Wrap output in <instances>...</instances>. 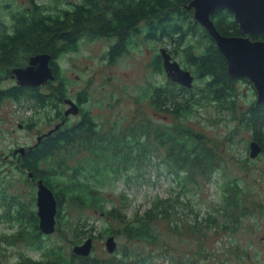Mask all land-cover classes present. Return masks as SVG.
I'll list each match as a JSON object with an SVG mask.
<instances>
[{
  "label": "trees",
  "instance_id": "trees-1",
  "mask_svg": "<svg viewBox=\"0 0 264 264\" xmlns=\"http://www.w3.org/2000/svg\"><path fill=\"white\" fill-rule=\"evenodd\" d=\"M191 1L0 0V104L6 100H23L42 114L26 121L24 127L33 128L42 119L44 122L59 119L55 126L65 121L52 134L43 136L40 142L27 148L25 153H14L11 157L14 166L21 169L24 178H33L36 187L37 181L42 179L53 190L58 201V231H63L65 225L63 211L73 204L94 208L120 221V224L107 223L98 234L90 233L87 238L103 240L114 236L117 239L123 235L126 239V244L105 258L94 251L88 256L77 255L73 250L66 252L61 244L48 246L50 239L47 241L46 234L39 228L34 192L28 197L20 192L10 193L8 178L0 171V220L13 228V231L0 233V250L24 244V247L42 255L34 259L23 250L18 253L20 258L16 264L195 263L193 256L185 261L168 254L165 256V250L154 248L160 241L155 221L158 217V221H173L172 200L179 199L177 195L180 190L183 192L186 181L195 183L198 175L207 180L220 167L217 146H212L202 132L188 127L184 120L196 114L198 117L199 111L216 103L219 113L228 120L238 121V125L242 123L250 128L254 138L264 143V104L256 111L238 107L237 102L242 98L238 82L249 80L230 76L225 56L205 27L196 21L193 9L187 7ZM211 18L222 34L243 35L234 15L228 10L218 9ZM251 38L264 40V35L251 34ZM97 39L110 41L109 49L102 56L110 63L118 61L130 52L131 46L141 42H155L164 47L170 43L173 49L167 50L173 59L192 71L196 83L192 89H187L167 78L161 47H158L149 64L153 72L150 76H154L141 87L138 95L135 94L137 108L133 120L124 127L118 124L107 128L99 126L92 112L86 108L91 99L93 79L71 96V70L63 65L65 57L81 51L84 41ZM38 54L51 56L54 79L40 86L18 84L13 77L14 68L26 66L30 58ZM156 75H162L166 80L159 83ZM6 80L13 83L3 86ZM67 99H72L79 106L77 114L81 118L73 123L69 116L77 114L65 115L70 107ZM147 103L155 111L172 115L176 123L155 122L144 108L143 104ZM65 105L68 106L66 109ZM82 149L89 151L88 164L91 166L85 162L71 166L68 154L74 155L75 151ZM153 160L158 169L167 170L181 189L175 192L171 186L170 191L176 193L174 196L154 199L145 213L130 219L125 212L130 198L125 193L121 195V205L113 202L108 207L109 199L103 190L107 179L112 177L116 180L115 176L120 179L133 170L136 182L141 184L144 179L148 181L146 166ZM62 167L64 173L60 171ZM242 189L236 180L227 182L223 191L224 203L220 207L208 206L203 215L199 209L192 210L194 217L190 225L175 217L173 227L179 230L188 226L185 228L199 231L215 224L226 225V222L219 221V214L230 217V209L225 206L238 204ZM86 221L80 218L77 227L83 230ZM83 237H77L75 244L82 243ZM199 243L196 253H206L203 242Z\"/></svg>",
  "mask_w": 264,
  "mask_h": 264
},
{
  "label": "rangeland",
  "instance_id": "rangeland-1",
  "mask_svg": "<svg viewBox=\"0 0 264 264\" xmlns=\"http://www.w3.org/2000/svg\"><path fill=\"white\" fill-rule=\"evenodd\" d=\"M109 43L107 39L84 41L81 51L65 57L63 65L64 68L71 70L70 78L73 80L70 87L71 96L93 79L91 99L86 108L92 112L99 126L105 125L104 127L107 128L118 124L124 127L133 120L137 108L135 94L138 95L141 87L146 86L148 80H152L154 76H150L153 72L149 66L152 55L158 47L164 46L155 42H141L139 45L131 46L130 52L118 61L110 63L102 58L103 53L109 49ZM166 48L173 49L172 44L167 43ZM156 79L159 83L166 80L162 75H156ZM12 83L11 80H6L2 85L9 86ZM252 85L249 81L238 82L239 96L242 97L237 102L239 108L248 111H251V108L253 111L261 108V105L256 103L258 94ZM143 105L155 122L176 123L172 115L155 111L148 103ZM67 107L65 105V109ZM219 112L215 103L199 111L198 117L196 114L184 120L188 127L202 132L212 146H217L219 158H221L220 167L213 171L207 180L198 175L195 183L186 181V186L182 188L183 192L180 190L177 195L179 199L172 200L173 221L171 223L167 219L158 221L159 217L155 221L158 225L160 241L154 248L165 250V256L168 254L185 261L189 256H193L194 264H264V143L254 138V132L250 128L242 123L238 125V121L234 119L228 120ZM39 115L42 116L33 105L23 100H6L0 104V171L8 178L10 193L20 192L28 197L34 192L37 212V187L33 178H24L21 169L14 166L11 157L15 155V149L34 144L39 135L54 128L59 121L58 119L44 122L42 119L33 128L24 127L26 121ZM80 118V114L72 115L71 123ZM262 130L264 133V129ZM252 141H258L262 147V151L254 158L250 155ZM89 154V151L85 149L75 151L74 155L68 154V162L71 166L78 162H85L87 166H91L88 164L90 163ZM154 161L146 166L148 181L144 179L141 184L136 182L137 178L133 170H129L120 179L116 176V180L111 179L112 177L108 178L103 188L104 195L109 199L108 207L113 202L121 205V195L125 193L130 198V204L125 209L130 219L136 214L145 213L154 199L162 200V198H169L170 195L174 196L175 192L181 189L178 182L172 179L166 169L164 171L158 169ZM60 171L65 172L63 167ZM233 180H236L243 188L242 198L236 205L225 206L230 209V217L219 214V221L226 222V225L215 224L214 227H204L199 231L186 229L185 227L188 226L179 230L173 227L176 223L175 217H179L190 225L194 217L192 210L199 209L203 215L208 206L220 207L224 203V186ZM171 186L176 189L175 192L170 191ZM185 202H189V205H185ZM63 214L66 216L63 231L60 232L57 228L53 234L46 235V238L47 241L50 239L47 242L48 246L61 244L65 246L66 252H70L77 245L75 244L77 237L84 236L85 241L90 233L98 234V231L107 223L120 224V221L114 217L88 206L80 207L71 204L63 211ZM80 218L87 219L83 224V230L77 227ZM4 222L0 220V233H4L5 230L13 231V228H9ZM106 240L107 238L93 240V251L101 258L111 254L107 251ZM116 240L118 247L126 244L123 235H119ZM200 241L203 242L207 251L198 255L196 252ZM17 246L0 250V264L18 263L20 258L18 253L23 250L34 259L42 257L39 251H32L29 247H24V244Z\"/></svg>",
  "mask_w": 264,
  "mask_h": 264
},
{
  "label": "water",
  "instance_id": "water-1",
  "mask_svg": "<svg viewBox=\"0 0 264 264\" xmlns=\"http://www.w3.org/2000/svg\"><path fill=\"white\" fill-rule=\"evenodd\" d=\"M187 7L193 9L196 21L205 27L225 56L230 76L248 78L257 91V105L264 104V40L251 38V34L264 35V0H192ZM218 9H226L234 15L235 21L243 31L242 36L224 35L217 29L211 15ZM160 53L167 77L183 87L192 88L195 84L192 71L173 59L166 47H161ZM50 59L49 54L32 56L26 66L14 68L13 77L20 85L45 84L54 79ZM66 103L70 105L65 112L66 116L79 112V106L72 99H67ZM64 123L65 121H62L40 135L38 142L43 136L52 134ZM250 145L251 157H257L262 151L261 145L257 141H252ZM25 151V147H20L15 150V153L23 154ZM32 176L33 173L30 174V177ZM37 206L40 230L46 235L53 234L56 231L58 201L53 190L42 179L37 181ZM106 247L109 253L115 252L117 241L114 236L107 239ZM92 248L93 239L88 238L84 243L74 246L73 251L77 255L88 256Z\"/></svg>",
  "mask_w": 264,
  "mask_h": 264
},
{
  "label": "clouds",
  "instance_id": "clouds-1",
  "mask_svg": "<svg viewBox=\"0 0 264 264\" xmlns=\"http://www.w3.org/2000/svg\"><path fill=\"white\" fill-rule=\"evenodd\" d=\"M39 136H40V135H39ZM39 136H38V137H39ZM37 142H38V138H37V141H36L34 144H36ZM34 144H32V145H34ZM32 145H30L29 148H31ZM23 147H25V146H23ZM19 148H20V147H19ZM25 148H26V147H25ZM26 149H27V148H26ZM14 153H15V151H14ZM18 153H19V152H18ZM56 229H57V227H56ZM86 240H87V239H86ZM86 240H85V241H86ZM85 241H84V242H85ZM106 241H107V240H106ZM116 241H117V240H116ZM84 242H83V243H84ZM93 244H94V241H93ZM117 247H118V242H117ZM93 248H94V247H93ZM93 248H92V251H93ZM116 250H117V249H116ZM116 250H115V251H116ZM91 253H92V252H91Z\"/></svg>",
  "mask_w": 264,
  "mask_h": 264
},
{
  "label": "flooded vegetation",
  "instance_id": "flooded-vegetation-1",
  "mask_svg": "<svg viewBox=\"0 0 264 264\" xmlns=\"http://www.w3.org/2000/svg\"><path fill=\"white\" fill-rule=\"evenodd\" d=\"M257 102V101H256ZM69 118H71V116H69ZM61 121V120H60ZM59 122V121H58ZM22 126V125H21ZM258 142V141H257ZM259 143V142H258ZM30 147V145H28L26 148H29ZM83 243V242H82ZM82 243H80V244H82ZM93 247H94V244H93Z\"/></svg>",
  "mask_w": 264,
  "mask_h": 264
}]
</instances>
